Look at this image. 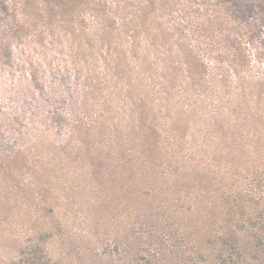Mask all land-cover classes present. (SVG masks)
Returning <instances> with one entry per match:
<instances>
[{"label":"rangeland","instance_id":"374dc122","mask_svg":"<svg viewBox=\"0 0 264 264\" xmlns=\"http://www.w3.org/2000/svg\"><path fill=\"white\" fill-rule=\"evenodd\" d=\"M58 1L48 32L86 51L80 68L94 70L96 95L73 107L84 85L56 52L32 67L29 40L53 38L42 43L37 26L21 37L23 0H0V264H264V212L227 209L264 182V109L236 101L263 94L264 0ZM121 61L129 78L113 99L107 72ZM52 86L54 108L44 103ZM135 101L158 129L159 159L142 161L141 142L126 138ZM38 112L56 116L49 137L31 131ZM96 113L117 119L105 121L102 146L87 145ZM85 141L87 160L76 159ZM123 152L137 170L114 180Z\"/></svg>","mask_w":264,"mask_h":264},{"label":"trees","instance_id":"16d2710c","mask_svg":"<svg viewBox=\"0 0 264 264\" xmlns=\"http://www.w3.org/2000/svg\"><path fill=\"white\" fill-rule=\"evenodd\" d=\"M72 1L74 4H76L75 0H69ZM135 1V0H134ZM148 4L150 7H152L154 5V1L153 0H148ZM36 6H35V4ZM58 0H39L38 2L32 1V0H23V2L21 3V15L24 19V23L21 26H18V28L16 29V33L20 34L21 37L24 35H28L30 34L31 31V27L32 26H37V27H41L42 29H46V31H42L39 34V37L42 41V43H45L47 41V38H53L52 42L48 43V44H34L31 40H29V44L28 47L30 49L31 52H29V63L32 67L39 69L40 71L43 70V66H41L40 64H37L34 62V59L36 57L39 56H50L52 55L51 53H57L58 56L60 58H62V60H58V62L61 65H69L73 70L76 71L77 73V77L78 80L82 81L83 83V89L82 92L79 93L77 95L76 99H72L70 101H72V105L73 107H77L80 103L81 100H83L84 98L87 97V99L89 100L94 99L95 97V93L96 91L94 90V87L92 85V83L90 81H88L89 76H91L94 73V70L91 69L90 72L88 74H84L85 70L80 68V57H82L85 54V50L82 51L79 50V54L77 56H75L76 54V50L73 47L72 44H60L59 42V38H57L56 41V37L54 34L48 32L49 29L51 30L50 26L53 23V17L54 15L51 14V7L53 6H58ZM77 5V4H76ZM66 21H63V23H65ZM26 26H29L26 28ZM38 33V29L36 30ZM52 31V30H51ZM110 32H105V34H101L100 38L103 39L104 41H106V39L110 36ZM48 36V37H45ZM106 45V44H104ZM213 45V44H211ZM210 45V46H211ZM34 46H38V49L35 48L33 49ZM88 46H91L90 44ZM96 46V44H95ZM242 44H236L235 48H239L241 47ZM137 47V46H136ZM214 46L208 47V51H211L210 54L212 52H214L215 50L213 49ZM132 50V49H131ZM130 50V51H131ZM151 48H150V52H151ZM132 53V52H131ZM242 53V52H241ZM128 55V54H127ZM128 57V56H127ZM134 58H137V56H134ZM69 58V60L67 61L66 59ZM71 58V59H70ZM244 58H248L247 64L249 67V63L251 62L250 59V54H248V52L245 50V56ZM120 59V58H119ZM139 59V58H138ZM31 61V62H30ZM57 62V60L53 61L50 64V68L53 69V65ZM58 66V65H57ZM126 67V66H125ZM124 67V62H118L117 65L115 66V69H109L107 74L109 79H111V82H113L114 84V89H116L113 93V99H115V97H117L118 95H120L118 89L120 86H127V79L129 77H127V73H126V68ZM139 70L141 69V71L144 73L147 71V67L146 65L143 64H138ZM116 72L119 74L120 78L116 79ZM85 81H83V80ZM133 83V82H132ZM254 82H251V84ZM257 83V82H255ZM40 87L43 88V84H38ZM256 85H259V83H257ZM130 88V86H129ZM46 89V88H45ZM135 87L131 86V90H127V95L125 96V98L127 99V106L129 107V101L134 100V98L137 97V95H135ZM139 91L145 93V91L142 89V87H138ZM258 91L262 92L263 94H260L258 96H256L257 100L253 101V100H247V98L249 97H245V100H237L241 105H254V108L257 109H264V86L258 87L256 88ZM254 90V89H253ZM45 96L47 97V102H43L44 103H48V106H52L51 108H54V96H55V89L52 87L49 88V90L47 89V92L45 94ZM80 96V97H79ZM22 97H24L22 95ZM155 97V95H150V100H153V98ZM42 104V102H41ZM109 106H111V104H108V108ZM136 107L135 110L130 109L129 108V117L131 119L130 122H128V124L126 125V127L124 128L126 130L127 136L126 138L130 141L136 142V141H140L141 144L139 145V147H136L134 145H132L133 148H140L138 150H136L135 152L142 158V161H148V160H154V159H159L162 157V155L164 154L162 151L160 152L158 150V141H159V132L158 129L153 126L152 124H149L150 121V116H149V109L147 108V106H145L144 104L141 105L140 107V112L139 111V103L138 101H135V104L133 105ZM42 108V107H41ZM85 110V109H84ZM89 108H87V114L89 112ZM106 111V109H105ZM110 115V112H109ZM61 118V117H59ZM110 118V119H109ZM60 120V119H59ZM110 121V125H113L112 123L116 122L117 119L115 120V118H112L111 116L107 117L106 119H104L103 116H100L99 114H94L91 123L89 124V130L90 132H94V135L90 134L87 132V140L88 143L87 145H99L102 146V144L100 143L102 140V136L101 133L104 130V124L106 125L108 122L105 121ZM67 121V120H66ZM104 121V122H103ZM57 122L56 116L52 115L50 116V118L44 117V115H42V113L38 112L36 117L34 116V120H33V124H32V128L31 131H34L36 133V137H49L51 136V129L52 126ZM15 125V124H14ZM3 127V126H1ZM113 127V126H112ZM2 129V128H1ZM118 130V127L113 128V131L115 134V132ZM18 133H22L24 132V130L19 129L16 130ZM118 132V131H117ZM120 132V131H119ZM122 134L119 133V136ZM104 136V135H103ZM117 135L115 136V138L117 139ZM85 139V140H86ZM122 141H126V139L123 136ZM83 142V141H82ZM81 143V142H80ZM84 145V146H83ZM98 146V147H99ZM147 147V149L145 150V148ZM89 150V148L86 146V141L85 143L82 145H80L79 149H78V153L76 154V159L77 158H81V159H85L87 160V154L86 152ZM103 151H101L102 153ZM126 152H123L121 154L120 157L117 156V159H114V167H111L112 170H110V175L113 176L114 180L119 178H125L127 177L129 171L127 170V165H134L133 161H131V159L127 158V155L125 154ZM106 154V153H105ZM97 157H100V155H97ZM110 157V154H109ZM150 158V159H149ZM133 162V163H132ZM123 166H122V165ZM142 164L143 162H137V167L139 168V170H142ZM124 167V168H123ZM135 170H137L136 165L132 166ZM132 172L134 173V170H132ZM144 173V171H141ZM146 174V173H144ZM116 178H115V177ZM147 176V175H146ZM162 190V189H161ZM135 191L134 189L130 188L129 192H126L128 195H131V192ZM255 194L254 197H251L250 192L248 191H242V194L239 195V198H237V200H235V202L232 204L231 202H228V206L227 209H232L235 207H238L239 210H243L245 211V209L247 208H253L256 210H260L261 212H264V182H255V184L252 186V190ZM247 192V193H245ZM161 197L164 196V193L161 192ZM156 196V195H154ZM132 199V198H131ZM137 200V199H136ZM235 209H232V211ZM263 217L260 216L258 220H261ZM247 226H242V228H251V223L250 220L248 219L246 222ZM264 225V223L262 225L260 224H255V226L257 227H262ZM261 230V228H259ZM247 230V229H246ZM257 230L256 235L258 233H260L261 231Z\"/></svg>","mask_w":264,"mask_h":264}]
</instances>
